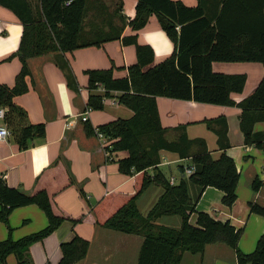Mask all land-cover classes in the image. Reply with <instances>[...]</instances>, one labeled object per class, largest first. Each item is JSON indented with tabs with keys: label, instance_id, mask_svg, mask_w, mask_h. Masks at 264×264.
<instances>
[{
	"label": "trees",
	"instance_id": "16d2710c",
	"mask_svg": "<svg viewBox=\"0 0 264 264\" xmlns=\"http://www.w3.org/2000/svg\"><path fill=\"white\" fill-rule=\"evenodd\" d=\"M195 8H188L174 0H137L135 16L128 22L133 32L144 28L155 15L162 31L174 45L170 57L151 66L154 52L150 46L139 45L136 36L121 38L126 18L122 4L107 14L108 31L99 25L84 32L90 0H0V6L11 11L22 25L17 51L6 59L17 58L21 69L13 87L0 85V107L6 110L5 125L10 130L20 151L28 150L36 139L45 135L44 124L28 123L26 112L14 104V98L28 92L25 79L30 75L28 60L51 53L66 54L77 49L100 47L104 43L121 40L133 45L136 63L127 67V76L116 79L113 68L85 72L89 92L102 88V96L90 95L87 109L100 111L111 92H120L118 101L132 111L130 119L116 120L94 129L85 122L87 136L102 135L110 142L107 153L125 152L117 161L120 174L133 178L134 192H110L92 209L95 225L124 235L142 238L137 264H182L184 254L202 256L205 248L223 245L230 248L236 264H264V233L255 250L243 254L238 247L243 235L230 221H220L207 213L197 212L196 206L207 188L222 193L221 203L231 208L236 202V188L240 174L234 161L225 154L230 147L227 122L224 117L205 121L217 136L222 154L213 159L201 139L191 140L185 127L178 128L173 141L166 139L167 130L160 124L157 97L201 104L238 107L241 110L239 127L246 147L264 151V133L254 126L264 122V76L254 92L235 103L231 94L242 93L246 76L225 75L212 69L213 63H260L264 68V3L259 0H197ZM96 3H94L95 5ZM102 6V5H101ZM105 10V9H104ZM121 23L116 27L114 21ZM64 71L68 86L75 89V79L66 63ZM160 151L176 154L179 159H190L194 172L186 176L180 168L181 179L174 185L158 169ZM153 170L149 175L147 171ZM70 185H76L70 179ZM160 187L162 194L147 215L137 206L142 195L151 187ZM262 181L255 178L251 190L258 193ZM80 197L86 195L79 189ZM37 206L47 219L43 230L14 241L8 224L11 213L21 207ZM251 214L264 218V206L248 203ZM91 209V207H90ZM195 215V223L190 219ZM178 218L175 228L163 222ZM82 221L54 212L51 198L44 190L29 195L21 189L10 188L0 178V223L8 231V238L0 242V264L14 255L17 264H32L29 249L53 234L64 222L77 225ZM88 241L75 236L60 246L58 264H77L87 256Z\"/></svg>",
	"mask_w": 264,
	"mask_h": 264
},
{
	"label": "crops",
	"instance_id": "0c3cea01",
	"mask_svg": "<svg viewBox=\"0 0 264 264\" xmlns=\"http://www.w3.org/2000/svg\"><path fill=\"white\" fill-rule=\"evenodd\" d=\"M174 1H179L188 8L198 5L197 0ZM259 2L263 4L264 0ZM90 3L93 6L85 19V33H88L90 26L97 25L108 31L107 14L114 13L121 3V14L126 18L121 38L135 35L137 44L150 46L154 52L152 67L172 55L174 45L162 31L155 15H151L146 26L137 32H133L128 25L135 16L137 0H90ZM114 24L116 27L121 26L118 20ZM22 30V25L14 14L0 6V85L13 87L20 72L21 63L17 58L4 61L17 51ZM62 63H66L71 69L75 89L68 86L64 71L60 68ZM135 63V46L123 45L121 40L107 42L100 47L77 49L66 54L51 53L28 60L30 75L25 79L28 92L14 98V104L26 112L29 124H44L45 135L36 139L28 150L20 151L8 129L10 136L0 142V178L10 188L21 189L29 195L44 190L50 196L56 214L73 219L82 218L77 225L64 222L42 242L32 245L28 252L32 264H58L61 244L71 241L75 236L89 243L86 258L77 264H114V258L118 255L126 258L130 248H134V259L129 264H137L142 238H129L131 235L96 226L92 212L93 207L110 192H134L133 178L118 171L117 161L125 158L127 154L107 153L105 148L110 142L104 137L87 136L85 122L81 120L82 114L86 112L87 123L96 129L106 123L132 117V111L118 101L120 92H111L110 97L104 99L102 110H88L89 96H102L104 91L99 88L89 92L85 72L113 68V77L120 79L127 76L126 68ZM212 69L225 75L246 76L242 93L231 94L235 103L251 95L264 76V68L260 63H213ZM156 104L160 124L167 130L168 141L175 140L179 135L178 128L184 126L189 139H201L205 142L213 159H218L222 151L218 148L216 134L208 128L205 121L219 117L226 119L230 147L225 154L234 161L240 174L236 188L237 199L231 208H227L221 203L222 193L207 188L197 203L196 211L207 213L222 222L230 221L236 229H242L239 250L243 254L252 253L264 233V218L251 214L248 203L255 202L264 206V151L244 145L239 127L241 110L238 107L164 97H157ZM1 126H4L2 121ZM254 131L264 133V122L256 123ZM159 154L160 170L162 167L176 165L180 173V168L185 169L191 165L190 159H179L174 153L160 151ZM185 162L189 164L183 166ZM147 173L152 175L153 170L149 169ZM255 178L262 181L258 193L251 190V183ZM70 179L76 185H70ZM171 179L178 183L172 175L168 180ZM79 189L85 193L87 203L80 197ZM161 194L162 189L153 186L138 200L140 213L144 209L141 213L143 216L147 215ZM175 220L177 223H173ZM163 222L175 228L179 226L178 218H169ZM190 223H195V215L191 217ZM8 224L12 229L11 238L17 241L43 230L48 222L37 206L30 205L15 209L8 218ZM7 238V228L0 223V242ZM6 264H17L15 256H8ZM118 264L127 262L121 260ZM182 264H236V258L230 248L211 245L205 248L201 257L184 254Z\"/></svg>",
	"mask_w": 264,
	"mask_h": 264
},
{
	"label": "rangeland",
	"instance_id": "374dc122",
	"mask_svg": "<svg viewBox=\"0 0 264 264\" xmlns=\"http://www.w3.org/2000/svg\"><path fill=\"white\" fill-rule=\"evenodd\" d=\"M189 163H187V162H185L184 164H183V166H186V165H188ZM161 171H162V173L166 176V178H168V179H170V177H171V175H172V177H174V179L176 180V182H179V176H180V173H179V171L177 170V166L176 165H172L171 167H162L161 168ZM149 190L150 189H148L143 195H142V197H140V198H143V196H145V194L147 193V192H149ZM138 205V204H137ZM140 208V207H139ZM143 208V207H142ZM143 211H144V209H141V213H143ZM171 219H173V218H171ZM175 219H177L176 217H175ZM168 220V219H167ZM173 223H177V220H175V221H173ZM129 238H135V237H132V236H128ZM135 240V239H134ZM138 249V248H137ZM133 250H134V248H130V252H129V254H127L126 255V258L123 256V257H121V255H118V256H116V258H114V260H113V263L114 264H118V262H121V260L122 261H126L127 262V264H129L131 261H133Z\"/></svg>",
	"mask_w": 264,
	"mask_h": 264
},
{
	"label": "built area",
	"instance_id": "2783aa9c",
	"mask_svg": "<svg viewBox=\"0 0 264 264\" xmlns=\"http://www.w3.org/2000/svg\"><path fill=\"white\" fill-rule=\"evenodd\" d=\"M5 116H6V110L3 107H0V121H2L4 123V126L0 127V142L7 140L8 137L10 136V132L5 125ZM81 120H82V122L87 121V113L86 112L84 114H82ZM98 137L103 138V136L100 134H98ZM193 172H194L193 167H187L184 169V173L186 176L191 175ZM169 182L171 185L175 184L173 179H171Z\"/></svg>",
	"mask_w": 264,
	"mask_h": 264
}]
</instances>
